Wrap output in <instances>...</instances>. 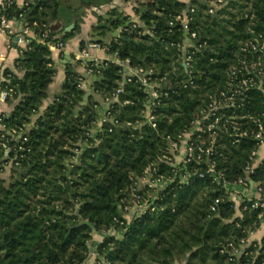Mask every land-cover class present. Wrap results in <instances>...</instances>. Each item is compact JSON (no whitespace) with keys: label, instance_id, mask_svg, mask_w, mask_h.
Instances as JSON below:
<instances>
[{"label":"trees","instance_id":"obj_1","mask_svg":"<svg viewBox=\"0 0 264 264\" xmlns=\"http://www.w3.org/2000/svg\"><path fill=\"white\" fill-rule=\"evenodd\" d=\"M96 1L66 7L76 25L60 37L50 32L45 41L66 42L74 36L85 9ZM216 1L135 0L140 22L133 32L122 33L133 41H100L117 59L129 60L132 69L149 68L150 81L160 83L155 87L158 98L137 77L127 82L125 66L107 60L94 66L103 79L92 83L93 93L84 106L86 78L69 64L61 91L43 108L57 69L49 45L37 39L17 59L16 71L4 70L1 89L13 90L7 101L14 108L0 115L5 124L0 131V166L10 163L13 171L8 183L0 178V264H264V238L249 241L264 219L263 208L254 206L264 203V160L253 172L246 169L258 148L255 138L236 142L231 133L217 131L211 163L216 175L223 174L231 183L229 188L214 181L207 172L208 156L198 160V149L187 165H173L168 159L171 140L191 131L210 96L228 87L233 67L254 57L251 43L260 36L264 40V0ZM62 6V0H30L21 8L12 0L5 12L17 21L25 13L28 26L41 34L44 24L50 29L51 16L58 20ZM186 12L200 43L188 42L189 33L176 20ZM109 16L107 29L130 27V17L118 8H111ZM186 56L192 57L187 68ZM95 95L111 105L97 133L92 130L98 122ZM248 111L264 125V96L256 89L237 109L239 114ZM241 122L243 130L258 127L252 120ZM209 134L195 131L191 138L206 147ZM6 140L11 151L5 158ZM149 168L154 179H169L164 188H140ZM185 173L191 178L182 182ZM240 179L247 186L253 180L261 198L236 203L231 191L241 186ZM148 192L155 196L154 209L128 218L134 194L145 198ZM78 205L79 215H74ZM95 233L104 235L97 244Z\"/></svg>","mask_w":264,"mask_h":264},{"label":"built area","instance_id":"obj_2","mask_svg":"<svg viewBox=\"0 0 264 264\" xmlns=\"http://www.w3.org/2000/svg\"><path fill=\"white\" fill-rule=\"evenodd\" d=\"M223 0H217L215 5L221 4ZM12 3V0H0V28L8 33L11 36L16 37V42L20 45H23V47L20 48V54L22 55L24 50L28 48L29 44L37 39L40 42H44L49 45L51 51H63L66 46V42H64L61 39L53 40V41H45V38L49 36L51 29H47L46 25L44 24L43 27L45 28L44 32L41 34H38L34 31L33 28L28 26L27 20L26 25L20 30L16 31L13 23L17 20H12L8 17V14L5 12L8 5ZM30 4V0L25 1L22 5H19L21 8H25ZM195 11V8H191L190 12L193 13ZM210 13H214V8L210 9ZM25 13H20L19 17L20 20H24L26 18ZM176 20L180 21L183 24L184 30H186L189 33L188 42H191L193 40H198V34L196 31H191L189 27V23L192 20L189 13H187L186 16L183 14H180L176 17ZM138 22L132 21L131 23H128L130 27L124 26L120 28V33L124 32H133L134 28L137 26ZM173 24V22H171ZM35 26H37V23H35ZM100 49H106L104 46H102L99 42H89L86 44L81 51L79 52L78 56L83 61H87L86 67L88 64H92L91 67L87 68V71L90 73V75H97L100 73L99 69H96L94 66L101 65L104 61L107 60H114L117 62V53L110 54L111 58L107 60H101L99 57H93L92 52L94 50H100ZM252 54H254V57L251 59H243L239 65L234 66L230 73V78L228 81V87L226 90H223L220 92L219 95H211V101L208 104V107L203 112V116L193 121V127L191 128V131L188 133H185L184 135L179 136L178 141L171 140L170 142V155L168 157L169 161L173 165H187L192 159H194L195 156V150L198 149L199 152L196 155L198 160H201L204 155L208 156V162L210 163L207 172L211 173L214 176V181L219 182L223 185L225 188H229L231 186V183L228 182L226 179H224V175H216L215 173V167L214 164L211 163V156L214 154V148H215V136L217 135V131H224L231 133L232 136H236V142H239V138L241 137H247V136H253L255 140L257 141L258 148L253 152V163L249 164L247 166V172L251 173L253 172L257 158H258V150L260 147L264 146V125L262 122H259L258 118L253 115L251 112L239 114L237 112L238 108H241L242 105H244L245 100L249 96V93L252 89H256L264 96V40L260 36V38L256 39V43H251V50ZM192 57L186 56L184 59L183 64H186L187 67L190 65ZM122 66H125V68L129 67V60L122 62L120 60V63H118ZM146 70L144 69H134V73L132 75H129L126 78L127 82H130L132 80V77H137L139 81L147 86L151 92L153 98H158L159 93L156 91L155 87L159 85L157 81H150L149 75H145ZM152 74V71L150 70V75ZM6 77L3 73L2 75V81H5ZM165 80V77L161 79V81ZM167 85V84H165ZM123 88L122 86L117 90V93L122 92ZM13 91L11 88L8 89H2L0 92V99L1 100H7V97L9 96L10 92ZM167 95V93H166ZM108 102V107L106 111V115L103 121H106L109 115L110 110V101ZM231 108V111L229 109ZM241 120L250 121L252 120L255 122V124H258L257 129H253L251 132L248 128H244V130L241 127ZM149 121L155 126V123H153V116H149ZM116 124H118V121H115ZM131 123L129 122V125ZM0 125L2 126V129L5 128L4 124V118L0 117ZM195 131H204L209 132L210 138H209V144L206 147H203L199 143H195L191 135ZM13 134L15 135L17 131L13 129ZM200 137V136H199ZM3 148L7 151H11V147L8 145V140L4 141L2 143ZM20 150L23 149L22 146H19ZM23 157V155H21ZM15 160V159H14ZM12 162V161H11ZM15 165L18 166L19 162L15 161ZM203 176V174H200ZM163 177H159L158 179L153 178L152 169L149 168L146 172V175L140 180V188L142 186L148 185L152 188H164L169 179H162ZM191 178V173H185L181 177L182 182H187ZM238 183L241 186L248 187L246 182L243 179H240ZM258 191L260 192L261 189L258 188ZM155 196L148 192V197H143L138 194H134V208L137 207L136 210H134V214L141 215L144 212H146L149 208L154 209L153 207V199ZM220 199H217L215 201V204H218ZM254 206H261L263 208V212L260 215L262 218H264V203H258L255 202ZM133 208V207H131ZM216 206L214 205L212 207V210H215ZM133 214V215H134ZM254 232L251 233V235ZM250 235V236H251ZM95 254L94 252H92Z\"/></svg>","mask_w":264,"mask_h":264},{"label":"crops","instance_id":"obj_3","mask_svg":"<svg viewBox=\"0 0 264 264\" xmlns=\"http://www.w3.org/2000/svg\"><path fill=\"white\" fill-rule=\"evenodd\" d=\"M18 5H22L27 0H16ZM189 2L190 0H183ZM136 2L135 0H111L110 2L105 0H97L94 5L85 9V13L82 17L81 27L80 30L72 36L70 39L66 41V46L63 51H51L52 58L54 61L55 66H59L62 71L58 72L55 76L54 82L51 84L49 88V97L46 99L43 108L47 107L54 99L55 95L59 93L62 89L63 82L66 78V71L69 64H72L74 68H76L81 74L87 72L86 68V61H82L81 58L78 56L81 49L88 44L89 42H96L94 39H100V41L111 42L116 37L113 35V32L116 30L120 35V28L109 30L107 19L109 16V10L111 8H118L121 12L125 15L130 17L128 23L132 21L140 22L139 15L135 12ZM62 21L55 20L60 26L61 30L56 34H61L66 31V28L70 25H76L75 21H72V18L68 12V10L63 7L62 8ZM184 16L187 15V12L183 14ZM70 22H67V21ZM101 24H105L101 26ZM15 30L20 31L24 25H26V21L18 20L13 23ZM74 28V27H73ZM72 28V29H73ZM51 29V24H50ZM70 29V30H72ZM68 30V31H70ZM52 31V30H51ZM56 37H60L57 35ZM16 37L9 35L8 33L4 32L0 28V92H1V82H2V75L5 69H11L16 71V62L17 59L21 56L20 48L23 45H20L16 42ZM99 41V43H100ZM93 57H99L101 60H107L111 58L110 53L107 52L106 49L94 50L92 52ZM78 63V65H76ZM127 73L132 75L134 73V69L131 67L126 68ZM92 76V75H91ZM127 76V75H126ZM92 78L86 79L82 83V87L87 90V93L90 95L93 93L92 88ZM96 99L99 101V106L97 107L98 112V122L95 127L92 128L94 133H97L101 126L102 122L105 118L108 102L107 100L103 99L99 95H95ZM14 103H10L7 100L0 99V115L2 114H10L13 111ZM2 130V126L0 125V131ZM19 138V136H18ZM10 155V151L8 154L5 152V158ZM264 160V146L260 147L258 150V158L256 165L259 164L261 161ZM12 166L9 164H5L3 167L0 166V178L4 179L7 183L11 180L12 177ZM232 199L240 204L243 198L248 199H260L261 193L256 188V184L250 183V186H238L236 189L231 191ZM95 236V235H94ZM264 238V219L261 223L260 227L250 236L249 241H261ZM102 240H97L101 242ZM95 255V254H94Z\"/></svg>","mask_w":264,"mask_h":264},{"label":"water","instance_id":"obj_4","mask_svg":"<svg viewBox=\"0 0 264 264\" xmlns=\"http://www.w3.org/2000/svg\"><path fill=\"white\" fill-rule=\"evenodd\" d=\"M54 12H55V10H54ZM214 17H217V14H215ZM28 18H29V16H26V18H25L23 21H26ZM49 22H50V24H51V30H52L53 33H57V32H59V31L61 30V26H60L57 22H55L54 16H51V17H50ZM104 25H105V24H101V26H104ZM73 27H74V25H70L69 27L66 28V31L72 29ZM113 35H114L116 38H121V39H123V40H125V41H133L132 38H128V37H125V36L120 35L116 30L113 32ZM94 41L99 42L100 39H94ZM200 41H201V37L198 39L197 42L200 43ZM138 43H139V42H138ZM117 63H120V59H117ZM76 65H78V63H76ZM184 66L187 68V65H186V64H184ZM83 75H84V77H85L86 79L92 78V82H93V83L98 82V81H101V80L103 79V76H97V75H93V76H91L90 73H89L88 71H87V72H84ZM145 75H146V76L150 75V70H149V68L146 69ZM168 88H169L168 85H164V86H163V89H164V90H167ZM89 97H90V93H86L85 96H84L83 101L81 102V106H84V105L87 103V101L89 100ZM79 111H80V108H78V109L76 110V112H75V116L79 114ZM75 116H74V117H75ZM122 129H123L122 127H118V131H119V132H121ZM21 137H22V134L19 135V138H21ZM8 153H9V151L6 152V154H8ZM15 169L18 170V171H22V168H18V167H16ZM20 178H21V176L19 175V176H18V179H20ZM250 183L253 184L254 181H253V180H250ZM79 212H80V205H78V206L76 207V211H75L74 215H79ZM0 243H3V241H0Z\"/></svg>","mask_w":264,"mask_h":264},{"label":"rangeland","instance_id":"obj_5","mask_svg":"<svg viewBox=\"0 0 264 264\" xmlns=\"http://www.w3.org/2000/svg\"><path fill=\"white\" fill-rule=\"evenodd\" d=\"M62 1H63V6L59 10V13H58V21H60V20L62 21V18H63L62 17V11H63L62 8L63 7H65V8L68 7V6H70V7H77L79 5V3H80V0H62ZM58 35L61 36V34H58ZM55 67H56V69H57L58 72H61L62 71V69L59 66H55ZM136 209H137V207L134 208V206H133V208H131V207L130 208H127L126 209L127 210L126 216L128 218H131L132 215L134 214V210H136ZM111 233L113 234L114 231H111ZM103 237H104L103 234H101V233H95L94 241L97 242V240H102Z\"/></svg>","mask_w":264,"mask_h":264}]
</instances>
